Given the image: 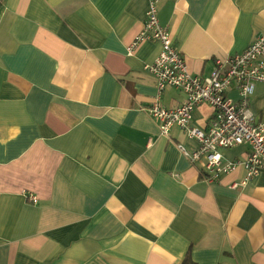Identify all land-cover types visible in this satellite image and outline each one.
<instances>
[{
	"label": "crops",
	"instance_id": "1",
	"mask_svg": "<svg viewBox=\"0 0 264 264\" xmlns=\"http://www.w3.org/2000/svg\"><path fill=\"white\" fill-rule=\"evenodd\" d=\"M152 1L0 0V264H264V172L237 189L244 168L206 181L179 149L197 141L163 136L145 111L161 45L127 47ZM156 1L197 76L264 35V0ZM251 108L264 117V85ZM212 115L201 105L193 124Z\"/></svg>",
	"mask_w": 264,
	"mask_h": 264
},
{
	"label": "built area",
	"instance_id": "2",
	"mask_svg": "<svg viewBox=\"0 0 264 264\" xmlns=\"http://www.w3.org/2000/svg\"><path fill=\"white\" fill-rule=\"evenodd\" d=\"M161 45V52L146 70L157 79L158 96L145 109L158 124L163 136L168 137L174 127L197 141L198 148L189 151L179 146L182 153L194 164L199 163L208 182L219 181L238 168L246 170V179L233 183L232 189L246 184L264 172V117L259 118L251 108V100L259 84L264 85V35L258 36L245 51L224 60H216L208 77L192 74L181 51L173 44L168 30L160 24L157 1L150 3L142 31L128 45L132 56L145 42ZM166 89L185 94V100L176 108L166 109L160 95ZM235 91L238 99L230 96ZM208 104L213 115L206 128L193 124V114L201 105ZM247 146L243 158L228 160L222 151ZM29 200L37 203L34 195Z\"/></svg>",
	"mask_w": 264,
	"mask_h": 264
},
{
	"label": "trees",
	"instance_id": "3",
	"mask_svg": "<svg viewBox=\"0 0 264 264\" xmlns=\"http://www.w3.org/2000/svg\"><path fill=\"white\" fill-rule=\"evenodd\" d=\"M183 264H192V262H190L189 259H186Z\"/></svg>",
	"mask_w": 264,
	"mask_h": 264
}]
</instances>
